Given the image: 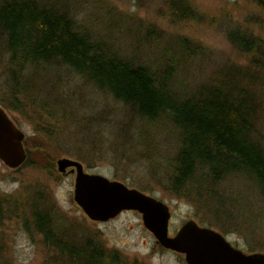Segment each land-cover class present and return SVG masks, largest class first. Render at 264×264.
<instances>
[{
    "label": "rangeland",
    "instance_id": "1",
    "mask_svg": "<svg viewBox=\"0 0 264 264\" xmlns=\"http://www.w3.org/2000/svg\"><path fill=\"white\" fill-rule=\"evenodd\" d=\"M39 1L137 63L156 67L165 51L184 54L171 84L181 97L237 71L240 84L254 95L256 136L264 147V12L250 0ZM233 30L258 48L246 53L234 47L228 38ZM8 58L0 42V105L24 133V148L38 165L9 169L0 161V264H73L35 230L32 204L48 209L61 239L76 246L97 243L107 255L116 253L115 264H186L183 254L156 243L137 211L90 220L73 200L75 174L56 169L61 157L165 203L170 236L195 220L244 253L264 254V199L248 180L228 177L214 198L204 191L201 197L173 193L168 168L179 138L168 120L144 121L56 61L28 68L26 82L20 76L25 86L13 83L18 91L13 90Z\"/></svg>",
    "mask_w": 264,
    "mask_h": 264
},
{
    "label": "trees",
    "instance_id": "2",
    "mask_svg": "<svg viewBox=\"0 0 264 264\" xmlns=\"http://www.w3.org/2000/svg\"><path fill=\"white\" fill-rule=\"evenodd\" d=\"M250 1L264 12V0ZM228 38L246 53L256 47L254 39L237 30L229 32ZM0 42L9 57L13 90H17L13 83L25 86L23 73L28 68H43L56 61L144 121L168 120L179 138L168 168L173 193L189 197L204 191L208 197H219L214 189L228 177L239 176L264 199V147L256 136V101L251 90L240 84L237 71L219 74L181 97L171 84L184 54L165 51L156 67L137 63L90 38L65 12L39 0H0ZM20 76L24 82H20ZM25 151L27 158L20 167L38 165L31 151ZM30 217L35 230L43 234L45 241L63 249L69 262L116 263V253L107 255L97 243L87 241L76 246L61 239L45 207L41 210L32 204ZM72 247L74 251L70 253L68 248Z\"/></svg>",
    "mask_w": 264,
    "mask_h": 264
},
{
    "label": "water",
    "instance_id": "3",
    "mask_svg": "<svg viewBox=\"0 0 264 264\" xmlns=\"http://www.w3.org/2000/svg\"><path fill=\"white\" fill-rule=\"evenodd\" d=\"M24 133L0 105V161L9 169L26 160ZM56 169L74 173L73 200L92 221H108L126 210L141 214L144 227L161 247L183 254L186 264H264L263 253H244L225 237L195 220H187L169 235L170 211L162 201L125 184L85 172L80 162L61 157Z\"/></svg>",
    "mask_w": 264,
    "mask_h": 264
}]
</instances>
